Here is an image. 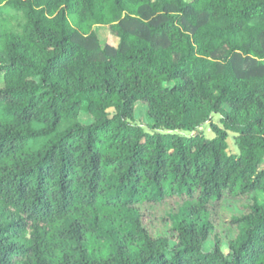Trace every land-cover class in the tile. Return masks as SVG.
Returning a JSON list of instances; mask_svg holds the SVG:
<instances>
[{"label":"trees","instance_id":"1","mask_svg":"<svg viewBox=\"0 0 264 264\" xmlns=\"http://www.w3.org/2000/svg\"><path fill=\"white\" fill-rule=\"evenodd\" d=\"M0 77V264H264V0H0Z\"/></svg>","mask_w":264,"mask_h":264},{"label":"rangeland","instance_id":"2","mask_svg":"<svg viewBox=\"0 0 264 264\" xmlns=\"http://www.w3.org/2000/svg\"><path fill=\"white\" fill-rule=\"evenodd\" d=\"M69 20L71 22L74 21V17L73 16H69ZM96 33L99 35L100 41L102 44H104L105 40H106V30L103 27H99L96 28ZM2 87V77H0V88ZM78 99L82 102V107H81V111H80V119H85L90 117L88 111H87V105L89 103L88 99L86 97L83 96H79ZM110 112H113V110H110ZM135 118L137 121L143 123V127L144 129L147 131L148 127L147 125H152L153 121L152 119L149 117L148 113H147V109L145 107V105L141 102L136 103L135 105ZM214 122H218V118L214 117L213 118ZM139 122H137L139 124ZM200 131H202L204 133V135L208 138H213L214 134L211 132V130L209 129V127L207 125L203 126ZM227 144H228V148H227V152L228 154H234L237 153L238 150L235 146L234 143V134L233 133H228V139H227ZM259 199L261 201H264V195L259 194ZM212 244H206L204 249L209 250L211 248ZM222 251L224 253H227V246L225 244H223L222 246Z\"/></svg>","mask_w":264,"mask_h":264}]
</instances>
